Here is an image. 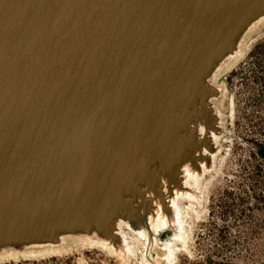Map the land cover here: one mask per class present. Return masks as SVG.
<instances>
[{
	"label": "water",
	"instance_id": "water-1",
	"mask_svg": "<svg viewBox=\"0 0 264 264\" xmlns=\"http://www.w3.org/2000/svg\"><path fill=\"white\" fill-rule=\"evenodd\" d=\"M263 6L264 0H0V251L58 243L66 234L104 240L100 223L113 227L147 190L158 193L157 165L168 171L182 155L191 158L198 122L209 120L198 106L216 91L205 82L209 61ZM132 24L137 49L110 44ZM151 97L173 120L166 138L158 132L165 125L154 127L147 116L160 112ZM137 110L148 123L123 128L145 133V152L114 154L115 167L104 162L99 169L107 179L95 175L85 163L90 154L96 159L104 118L117 111L134 117ZM178 115L190 122L180 126ZM172 148L169 160L154 158ZM138 156L155 177L139 170Z\"/></svg>",
	"mask_w": 264,
	"mask_h": 264
},
{
	"label": "rangeland",
	"instance_id": "rangeland-1",
	"mask_svg": "<svg viewBox=\"0 0 264 264\" xmlns=\"http://www.w3.org/2000/svg\"><path fill=\"white\" fill-rule=\"evenodd\" d=\"M263 41L264 24L244 42L238 61L217 74L215 95L198 104L209 120H198L204 134L197 131L198 147L187 158L208 171L199 179L198 201H178L186 237L184 243L174 241L170 258L159 246L150 249L130 233L125 257L96 246L104 241L95 236L66 234L58 243L8 248L13 255L0 264H264V159L256 155L259 146L264 149V48L255 51ZM167 190L172 191V184ZM223 190L231 196H222ZM159 192L147 190L143 197L156 203ZM148 231L156 234L150 227ZM46 250L55 252L27 254Z\"/></svg>",
	"mask_w": 264,
	"mask_h": 264
},
{
	"label": "bare ground",
	"instance_id": "bare-ground-1",
	"mask_svg": "<svg viewBox=\"0 0 264 264\" xmlns=\"http://www.w3.org/2000/svg\"><path fill=\"white\" fill-rule=\"evenodd\" d=\"M263 24H264V6L260 10L255 12L251 17L247 18L243 22V24L235 31L233 38L230 42L231 43L230 47L224 50L222 54L213 57L209 61V64L205 70V75L207 80L205 82L208 84V86L212 87L213 89L215 88L214 82L216 81L217 74H219L223 70L230 69L238 61V59L242 56L243 53L244 42L249 38L251 33L256 31ZM138 40H140V36L138 33L137 25L132 24L128 30L113 35L111 37L112 43L110 44L119 47L127 46L129 49L131 47H134L132 49H137L138 47H136V45L138 44L136 43L138 42ZM110 44L106 43V45H110ZM150 99L151 101L153 100L152 103L155 104V107H158V109L156 110L160 111L159 113L156 112L157 115L151 114L150 111L148 112L149 114L147 115V114H143L141 110H137L138 112L135 113L134 117L130 113L129 114L126 113V115H124L123 117L122 115L123 112L117 111L116 114L112 118H110V120L114 119V121L111 120L112 121L111 122L110 120L108 119L105 120L104 118L105 121L103 120V122L106 128L101 132L102 133L100 134L101 138L97 139V145L95 149L96 159L94 160L93 155L90 154L89 159L86 160L87 163H85L90 168V170L93 171L95 175H100L101 177H103V179H107V177H105L103 173L99 172V169L103 167L102 164L104 162L105 164L107 163L108 165L112 164L115 167L117 162L115 161V159H113L114 158L113 156H115L114 154L118 156L119 153L123 159L124 153H127L125 155L131 156L134 155V153L136 152H145V149L141 147V142L145 140V133L143 134L142 132L138 133L135 128L131 131H129L128 129L124 130L125 129L123 128L124 126H127V128L128 126L130 127L133 125L137 126L138 124L139 126L140 124L142 126L143 123L146 124L147 122L146 121L147 119H145L147 115L150 117V121L154 127L156 123L165 125L164 128L162 126V129L159 130L158 132L160 134V137L166 138L167 130H169L174 125L173 120L172 121L167 120L166 115H164L163 112L161 111V106L159 107L160 104L158 102L159 99L155 100L153 97H151ZM187 101L188 99L186 100V102ZM157 102L158 105H156ZM184 114H186V111ZM183 115L182 116L178 115V117L173 119H179L181 121L180 126L185 127L186 124L190 122L189 120L191 119V116H188V119L186 121L184 120ZM108 123H109L108 126L111 127V129L115 127L113 133L110 132L111 130L109 129V127H107ZM197 128H198L197 131L200 134H204V127L202 126L201 122L198 123ZM211 135L213 136V139L217 143L218 141L217 137L214 136V134ZM153 139L154 138H152L149 141L150 145L154 144ZM113 148H117V149L111 152ZM173 149L174 148L170 149V151L166 155L164 153L163 155L162 153H157L154 158H156V160L163 158L164 161H167L171 158V156H173L174 153L171 152L174 151ZM97 151L99 155H97ZM149 151H151V149L147 150V152ZM144 155L145 154H143L142 157H144ZM98 156L100 159L98 158ZM139 159L140 157L138 156V159H136V165L138 166V168L140 167L139 170L143 172L144 175H146L147 177L148 176L155 177L156 176L155 172H152L151 174L146 173L145 165H144L145 160L143 161L142 159H140L141 161H139ZM178 164L179 165H177L175 169L174 166L171 167L172 171L170 173L169 171L171 169L165 171L162 170L157 165L156 171L157 173H159L161 177L160 179L162 181L164 188L163 193L161 192L157 196L158 201H156L155 203L151 198H147L143 202L141 200H134L131 203V205H129V210L127 211L128 212L131 211L132 213L138 212L139 216L135 217L133 214H131L132 217L130 218L127 212V215L125 216L126 218L118 219L116 223L113 225V227H110V225L106 223H100L99 230L102 236L105 238L104 240H102L104 241V243L98 244L96 246H101L105 249H108L112 253H117V255L121 257L129 256V242L127 241V236L130 233L132 234V236H138L139 238L144 239V241L147 242V246L150 249L154 245L159 246L162 250H164L167 253L168 255L167 257L170 258L172 254L171 247L174 241L177 240L178 242L182 241L184 243L186 237L185 235L186 231L182 221V212L180 210V207L178 206V201H180L184 197L188 199H192L196 197V200L200 198L199 192H201V189H200L199 179L208 171L207 168L203 165V163L192 165L190 160L185 155H182L181 161L178 162ZM149 165L153 166V162H151ZM169 165L170 163L168 164L167 162V167H169ZM88 167L85 168L86 171H83L87 175L89 174L87 171ZM181 169L183 171H181ZM120 171H121L120 173H125V170L123 169ZM133 172H136V170H134ZM101 182L105 183L103 181ZM169 183L172 184V191L167 190ZM98 184L100 185L99 179H98ZM106 185L109 186V183L107 182ZM123 186L126 188H130L132 187V184L130 185V187H128V184H125ZM188 188L195 189L194 191H197L196 193L197 195L194 196L191 193L192 190H189ZM169 195H172L171 199L167 198ZM163 199L166 201V203L164 202V205H161L164 201ZM157 203H159V205H157ZM155 205H157L156 206L157 209H156V217L154 218L151 216V213L154 210ZM99 216H100L99 211L95 212V215L92 219V225L97 226V220ZM149 227L156 234L151 235L148 231ZM113 232L115 235L112 234ZM163 232L166 233L162 235ZM161 237L163 238L161 239ZM52 252L54 253L55 251ZM52 252L46 250L44 252L42 251L37 253L28 252L27 254H33V255L47 254ZM12 255H13L12 251L1 250L0 262L3 261L4 259L9 258Z\"/></svg>",
	"mask_w": 264,
	"mask_h": 264
},
{
	"label": "trees",
	"instance_id": "trees-1",
	"mask_svg": "<svg viewBox=\"0 0 264 264\" xmlns=\"http://www.w3.org/2000/svg\"><path fill=\"white\" fill-rule=\"evenodd\" d=\"M262 48H264V41H263V44L257 46V48H255V51L256 50H261ZM254 54L256 55V53H252L251 56H254ZM258 54V53H257ZM260 54V53H259ZM262 54V53H261ZM259 158H262L264 159V149L263 147L259 146L258 147V150H257V154H256ZM231 192H229L228 190H223L221 195L224 196V197H228V196H231ZM219 204L222 205V207H224V202L221 201V199L218 200Z\"/></svg>",
	"mask_w": 264,
	"mask_h": 264
}]
</instances>
